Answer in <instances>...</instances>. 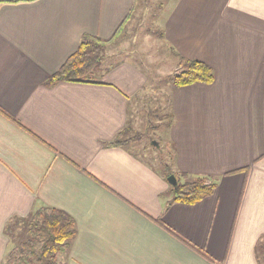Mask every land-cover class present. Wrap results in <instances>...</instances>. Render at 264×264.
<instances>
[{
	"label": "crops",
	"instance_id": "1",
	"mask_svg": "<svg viewBox=\"0 0 264 264\" xmlns=\"http://www.w3.org/2000/svg\"><path fill=\"white\" fill-rule=\"evenodd\" d=\"M159 8L168 51L214 71L210 84L173 88L176 67L166 78L170 169L180 181L211 176L213 193L193 204L172 201L160 167L110 145L123 128L134 129L133 105L152 98L146 70L134 62L113 53L96 81L45 83L83 35L107 40L132 22L137 0L5 3L0 264L12 246L7 223L39 208L74 220L60 264H262L264 0H167Z\"/></svg>",
	"mask_w": 264,
	"mask_h": 264
},
{
	"label": "trees",
	"instance_id": "2",
	"mask_svg": "<svg viewBox=\"0 0 264 264\" xmlns=\"http://www.w3.org/2000/svg\"><path fill=\"white\" fill-rule=\"evenodd\" d=\"M33 0H0V6L5 3H17ZM123 22L115 32V34L107 39L102 40L96 36L83 35L76 50L62 63L57 71L49 76L46 80L47 85H52L61 81L68 82H93L98 80L106 71L103 66L106 51L121 32ZM172 55L177 59L179 68L169 78L172 87L178 88L194 83L210 84L214 80L213 69L202 61L188 59L181 56L176 51H172ZM162 120L167 118L170 121L165 122V126L169 129L173 115L171 113H162ZM131 127L123 128L110 143V145H124L133 150L135 154H140L141 149L131 146V142H138L142 136L133 135ZM173 156V150L170 149ZM172 170L166 164L163 167L165 177L172 174ZM177 178V185L170 186L169 193L172 201H180L193 204L202 198L213 193L215 182L211 176H196L184 178L180 181ZM19 220L16 224L25 223L22 233L12 238L13 229L16 226L11 224L13 220ZM5 234L11 241V247L6 254L5 262L7 264H60L57 255L66 251L75 236V224L73 218L66 212L56 208H39L28 217H15L11 219L4 228ZM190 245V244H189ZM192 246V245H191ZM196 251L205 255L198 248ZM261 250V252H260ZM257 258L264 255V240H260L256 245ZM264 257V256H262Z\"/></svg>",
	"mask_w": 264,
	"mask_h": 264
},
{
	"label": "rangeland",
	"instance_id": "3",
	"mask_svg": "<svg viewBox=\"0 0 264 264\" xmlns=\"http://www.w3.org/2000/svg\"><path fill=\"white\" fill-rule=\"evenodd\" d=\"M166 1L137 0V11L133 15L132 22L129 23L131 25L123 26L105 54V57L106 55L108 57L114 53L112 60H130L144 71L146 70L145 73L150 79V85L147 88L152 98L150 97L151 100H149L144 97L139 104L132 107L133 135L140 134L142 138L138 142H131V146L141 149L140 153L145 160L162 170L166 164L171 166L172 158L165 126V122L170 119L162 120L160 117L162 113H168L166 105L170 86L166 83V78L174 67L177 70L179 68L177 59L168 51L167 45L161 39V29L158 26L157 12L161 10L159 7L165 5ZM108 62L109 60H106V63ZM148 100L150 102H147ZM18 221L14 219L11 223L16 226L13 233H9L12 234V238L23 232L25 223L16 224ZM262 256L260 254L261 263L264 264ZM2 264H7L5 259Z\"/></svg>",
	"mask_w": 264,
	"mask_h": 264
},
{
	"label": "water",
	"instance_id": "4",
	"mask_svg": "<svg viewBox=\"0 0 264 264\" xmlns=\"http://www.w3.org/2000/svg\"><path fill=\"white\" fill-rule=\"evenodd\" d=\"M154 145L157 146V143L154 142ZM166 180L170 184V186H173V187H175L177 185V183H178L177 182V178H176V176L173 173L168 175L166 177Z\"/></svg>",
	"mask_w": 264,
	"mask_h": 264
}]
</instances>
